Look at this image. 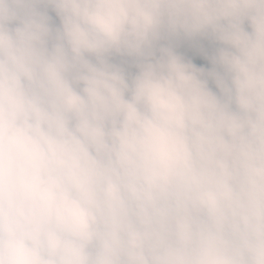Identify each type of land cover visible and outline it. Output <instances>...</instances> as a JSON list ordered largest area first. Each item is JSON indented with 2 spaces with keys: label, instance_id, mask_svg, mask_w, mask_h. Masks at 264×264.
Returning <instances> with one entry per match:
<instances>
[{
  "label": "clouds",
  "instance_id": "9594fccd",
  "mask_svg": "<svg viewBox=\"0 0 264 264\" xmlns=\"http://www.w3.org/2000/svg\"><path fill=\"white\" fill-rule=\"evenodd\" d=\"M0 264H264V0H0Z\"/></svg>",
  "mask_w": 264,
  "mask_h": 264
}]
</instances>
